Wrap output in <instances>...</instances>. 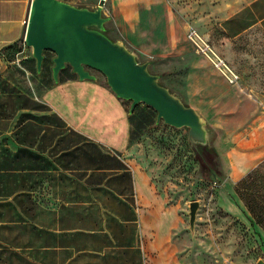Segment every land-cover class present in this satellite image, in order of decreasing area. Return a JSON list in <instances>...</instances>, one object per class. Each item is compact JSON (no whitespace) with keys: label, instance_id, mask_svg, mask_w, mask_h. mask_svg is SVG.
Instances as JSON below:
<instances>
[{"label":"crops","instance_id":"obj_1","mask_svg":"<svg viewBox=\"0 0 264 264\" xmlns=\"http://www.w3.org/2000/svg\"><path fill=\"white\" fill-rule=\"evenodd\" d=\"M30 4L0 0V264H187L172 260L162 229L154 236L141 217L135 174L124 159L135 122L126 100L97 75L45 88L27 77L19 86L27 58L17 51L8 60L5 52L22 43ZM103 12L115 35L109 36L138 58L155 60L160 71L185 64L178 94L206 121L209 139L216 134L214 147L222 149L228 168L221 190L233 191L258 172L264 90L239 81L221 47L202 32L206 20L229 41L255 27L264 32V0H105ZM191 27L238 76L235 82L188 38ZM220 198L235 215L249 218L264 242L263 228L245 205Z\"/></svg>","mask_w":264,"mask_h":264},{"label":"rangeland","instance_id":"obj_2","mask_svg":"<svg viewBox=\"0 0 264 264\" xmlns=\"http://www.w3.org/2000/svg\"><path fill=\"white\" fill-rule=\"evenodd\" d=\"M66 1L75 5L99 2ZM206 22L203 25L205 31L200 32L209 44L217 43L221 47L219 52L221 57L239 76L238 80L246 87L264 90V32L255 27L229 41L224 38L223 29L216 26L215 21ZM111 31L112 29H109V33L115 36ZM24 46L26 49L24 48L25 51L21 53L20 49ZM17 49L20 53L16 55L25 57L28 61L27 64L25 62L21 64L22 69L19 67L21 72L18 77L19 86H22L23 80L27 83V77H31L44 88L52 87L55 84L50 71L52 65L50 58L53 53L45 52L42 70L37 74L35 60L31 57V48L22 40ZM14 51L10 53L15 55ZM139 60L146 59L140 57ZM153 63L149 69L160 75L163 84L180 93L185 64L169 63L163 68L164 71H160ZM23 69H28L30 73ZM66 70L62 80L70 77L71 67L67 66ZM92 72L107 85L102 73L95 70ZM124 102L126 109L129 108L130 101ZM135 109L134 115L131 114V121L135 122H131L130 142L124 152V159L135 174V195L143 222L154 236L158 226L162 229L164 246L171 253L172 260L187 264L211 263L215 259L235 264H257L259 261L264 264V242L254 226L248 222L249 218L235 215L230 206L221 202L220 195L223 194L237 205L240 201L243 203L237 194V185H234L233 191L230 192L228 191L230 189L221 190L228 168L222 159V149L214 147L216 134L211 132L209 139V145L215 148L216 153L206 147L201 149V155L197 154V158L205 159L206 164H214V170H209L206 164H201L196 158L188 141L186 128H175L162 120L156 122V111L145 104L140 103ZM253 180L258 196L254 204H257L259 209H264V164L254 173ZM243 187L242 185L239 187L240 193L244 192ZM192 201L199 203L193 230L189 228L188 215L189 204ZM263 211H259V217L264 220ZM151 238L152 235H149V239Z\"/></svg>","mask_w":264,"mask_h":264},{"label":"water","instance_id":"obj_3","mask_svg":"<svg viewBox=\"0 0 264 264\" xmlns=\"http://www.w3.org/2000/svg\"><path fill=\"white\" fill-rule=\"evenodd\" d=\"M104 2L99 0L91 7L64 0H31L23 41L31 48L37 73L42 69L46 51L54 54L51 77L55 84L67 66L80 81L95 80L92 70L99 71L116 97L130 101V115L142 103L156 111V122L162 120L175 128H186L197 158L201 149L211 148L206 121L180 94L163 84L159 74L149 69L151 60L140 61L124 42L109 36L110 16L103 12ZM199 161L204 164L206 160ZM198 206V201L189 204L191 230Z\"/></svg>","mask_w":264,"mask_h":264},{"label":"trees","instance_id":"obj_4","mask_svg":"<svg viewBox=\"0 0 264 264\" xmlns=\"http://www.w3.org/2000/svg\"><path fill=\"white\" fill-rule=\"evenodd\" d=\"M19 45V44H18ZM17 47L18 46H16V47H12L11 49H9V50H7L6 52H5V55L7 56V59L8 60H10V59H13V56L14 55H12V53H10V52H12V50H15L14 52H19L20 50L19 49H17ZM11 50V51H10ZM10 53V54H9ZM45 54V53H44ZM45 58H46V56H44V60H45ZM43 60V61H44ZM50 62L52 63V60H51V58H50ZM151 63H153V61L151 60ZM42 65H43V63H42ZM52 66V65H51ZM51 66H50V71H51ZM67 69V67H65L61 72H60V74H59V82H61L62 81V75L64 74V73H66V70ZM42 70V69H41ZM41 72V71H40ZM36 73H37V71H36ZM70 77H76L75 76V74L74 73H72V71L70 70ZM38 74V73H37ZM68 75V74H67ZM51 79H52V77H51ZM53 81V80H52ZM54 85V84H53ZM135 108H134V110H133V115H134V112H135ZM213 152L214 153H216V150L213 148ZM37 163H38V165H39V163L40 162H35V167H37L38 165H37ZM201 163V162H200ZM204 164H206L205 162H204ZM213 166H214V164L213 165H211V164H209V163H207L206 164V167H208L209 168V170H214V168H213ZM213 168V169H212ZM215 173L217 174L218 172H216V170H215ZM254 173H256V171H253L252 173H250V174H248L247 176H246V178L245 179H243V180H241L239 183H237V188H236V191H237V194H238V196L240 197V199L243 201V204L245 205V207H246V209H247V211L252 215V217L254 218V220L256 221V223H258L262 228H263V230H264V220L262 219V218H260L259 216V211L260 210H264L263 208L262 209H259V207L257 206V204H254L255 203V200H256V198H258V196H257V192H256V190H255V185H254V180H253V178H254ZM244 186L243 188H244V192H239V187L240 186ZM255 192V193H254ZM264 212V211H263ZM261 214V213H260Z\"/></svg>","mask_w":264,"mask_h":264},{"label":"built area","instance_id":"obj_5","mask_svg":"<svg viewBox=\"0 0 264 264\" xmlns=\"http://www.w3.org/2000/svg\"><path fill=\"white\" fill-rule=\"evenodd\" d=\"M99 1V0H98ZM188 38L194 41L195 46L197 49L205 54L213 56L216 58L215 65L219 68H223V70L229 73V81L235 82L237 80V75L234 74L230 68L226 65L223 59L219 58L211 49L210 45L198 34V32L194 28H190L188 31ZM212 51V52H211Z\"/></svg>","mask_w":264,"mask_h":264},{"label":"bare ground","instance_id":"obj_6","mask_svg":"<svg viewBox=\"0 0 264 264\" xmlns=\"http://www.w3.org/2000/svg\"><path fill=\"white\" fill-rule=\"evenodd\" d=\"M105 3V2H104Z\"/></svg>","mask_w":264,"mask_h":264}]
</instances>
